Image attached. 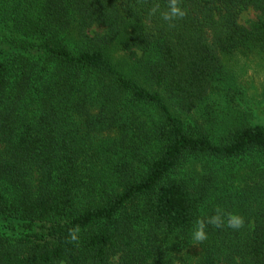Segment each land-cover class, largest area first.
<instances>
[{"label": "trees", "instance_id": "trees-1", "mask_svg": "<svg viewBox=\"0 0 264 264\" xmlns=\"http://www.w3.org/2000/svg\"><path fill=\"white\" fill-rule=\"evenodd\" d=\"M155 3L0 0V264H264V120L180 115L264 51V0H181L174 26ZM216 207L244 227L190 244Z\"/></svg>", "mask_w": 264, "mask_h": 264}, {"label": "rangeland", "instance_id": "rangeland-1", "mask_svg": "<svg viewBox=\"0 0 264 264\" xmlns=\"http://www.w3.org/2000/svg\"><path fill=\"white\" fill-rule=\"evenodd\" d=\"M257 12L253 9L245 10L241 13V22L248 24L257 18ZM75 39L76 33L70 35ZM114 60L123 58L120 49H112ZM223 61L228 73V83L226 91L224 87L217 88V91L211 93L203 101L198 109L192 112H182L180 115L188 121L196 120L204 124L211 131H221L233 122L241 120L248 115L247 111L253 109L254 121L264 120V51L261 48L254 47L242 49L235 54H228L223 57ZM228 93V94H227ZM255 155L254 157L256 158ZM246 159L252 160L251 157ZM230 165H240V172L246 171L244 162L238 161L227 163ZM211 160L195 158L188 165L189 168H195L202 172L205 164H210ZM220 163V162H219ZM225 172L219 174V177L225 178ZM64 264V263H61Z\"/></svg>", "mask_w": 264, "mask_h": 264}, {"label": "clouds", "instance_id": "clouds-1", "mask_svg": "<svg viewBox=\"0 0 264 264\" xmlns=\"http://www.w3.org/2000/svg\"><path fill=\"white\" fill-rule=\"evenodd\" d=\"M150 16L158 15L159 18L174 26V22L183 19L187 12L181 7V0H167V8L162 10L159 3H155L149 11ZM245 220L242 215L236 212L228 211L222 207H216L211 215L198 218L190 231V244H201L208 238V227L216 229L228 228L240 230L244 227ZM79 228L69 230V239L76 241L78 239Z\"/></svg>", "mask_w": 264, "mask_h": 264}]
</instances>
